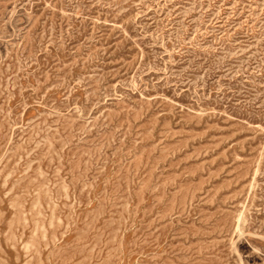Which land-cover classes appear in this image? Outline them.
<instances>
[{"label":"rangeland","instance_id":"1","mask_svg":"<svg viewBox=\"0 0 264 264\" xmlns=\"http://www.w3.org/2000/svg\"><path fill=\"white\" fill-rule=\"evenodd\" d=\"M0 264H264V0H0Z\"/></svg>","mask_w":264,"mask_h":264}]
</instances>
